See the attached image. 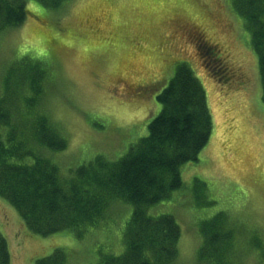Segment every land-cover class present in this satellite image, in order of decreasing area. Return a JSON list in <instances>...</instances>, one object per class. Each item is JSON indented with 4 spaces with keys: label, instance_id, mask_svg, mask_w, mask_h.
Wrapping results in <instances>:
<instances>
[{
    "label": "rangeland",
    "instance_id": "obj_1",
    "mask_svg": "<svg viewBox=\"0 0 264 264\" xmlns=\"http://www.w3.org/2000/svg\"><path fill=\"white\" fill-rule=\"evenodd\" d=\"M26 10L25 22L0 37V82L22 56L50 66L45 107L67 140L52 158L60 175L99 155L117 160L146 136L161 108L156 95L185 62L205 90L212 131L198 161L180 167L181 187L149 213L171 215L178 224L179 264H194L199 225L217 214L240 232L238 245L246 249L240 264H264L248 244L254 237L264 243V103L249 33L230 0H70L57 10L28 1ZM163 25L182 34H165ZM144 32L151 37L145 45L136 42ZM197 37L204 47L194 44ZM207 46L211 55L200 56ZM212 56L223 73H214ZM131 211L129 204H113L107 227L82 239L70 231L40 237L25 233L0 199V232L10 264H34L56 248L66 251L69 264H92L99 252H123Z\"/></svg>",
    "mask_w": 264,
    "mask_h": 264
},
{
    "label": "trees",
    "instance_id": "obj_2",
    "mask_svg": "<svg viewBox=\"0 0 264 264\" xmlns=\"http://www.w3.org/2000/svg\"><path fill=\"white\" fill-rule=\"evenodd\" d=\"M28 1L57 10L70 0H0V37L25 22ZM230 3L249 33L264 103V0ZM100 15L103 19L104 12ZM161 29L168 35L177 31L182 34L181 28L163 25ZM146 35L138 36L136 42L145 45L151 39L150 33ZM194 44L205 46L198 37ZM212 49L205 47L200 56L211 55ZM20 58L18 67H11L0 82V199L15 210L20 228L40 237L70 231L82 239L94 228L107 227L108 210L113 204H129L132 211L122 230L123 252H99L92 264H179L178 224L171 215H151L149 208L181 187L180 167L198 161L211 135L205 90L189 66L177 63L174 75L156 95L161 108L148 123L146 136L117 160L96 156L65 178L52 161L54 154L67 148V140L45 107L53 84L50 66L27 56ZM167 61L170 63V57ZM214 61L218 66L214 73H223L221 60ZM155 80L156 74L151 84ZM238 234L223 214L202 221L194 264H240L246 249L238 245ZM248 244L251 249H259L264 261V243L254 237ZM0 264H10L7 241L1 232ZM34 264H69L68 254L56 248Z\"/></svg>",
    "mask_w": 264,
    "mask_h": 264
}]
</instances>
